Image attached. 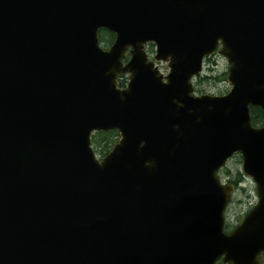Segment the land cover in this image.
<instances>
[{
  "label": "water",
  "instance_id": "obj_1",
  "mask_svg": "<svg viewBox=\"0 0 264 264\" xmlns=\"http://www.w3.org/2000/svg\"><path fill=\"white\" fill-rule=\"evenodd\" d=\"M218 50L231 90L194 95ZM252 107L264 0H0V264H261ZM110 131L100 159L92 136ZM236 154L258 202L228 233L235 187L218 174Z\"/></svg>",
  "mask_w": 264,
  "mask_h": 264
},
{
  "label": "rangeland",
  "instance_id": "obj_2",
  "mask_svg": "<svg viewBox=\"0 0 264 264\" xmlns=\"http://www.w3.org/2000/svg\"><path fill=\"white\" fill-rule=\"evenodd\" d=\"M148 52L150 56L153 57L154 49L149 47ZM159 68L163 73L169 71L166 63H159ZM228 68L227 60L217 53L212 59L205 63L202 76L208 75L217 77L220 74L227 73ZM215 80L216 79L209 78L207 81L202 80L203 82L201 83L197 80L195 83L196 95L209 94L219 96L229 92L231 85L227 81V76L226 81L218 83V81ZM238 173H242V158L236 155L228 161L226 168L220 172L219 176L224 183H232V181H237ZM257 202L258 193L256 184L249 178H243L242 181L236 185L233 199L226 211L227 225H229L230 228L239 225ZM261 261L262 264H264V254L261 257Z\"/></svg>",
  "mask_w": 264,
  "mask_h": 264
},
{
  "label": "trees",
  "instance_id": "obj_3",
  "mask_svg": "<svg viewBox=\"0 0 264 264\" xmlns=\"http://www.w3.org/2000/svg\"><path fill=\"white\" fill-rule=\"evenodd\" d=\"M100 37H101V42L105 45L111 43L114 40V35L107 31H102ZM150 47L153 49V45H151ZM226 76H227L226 73L220 74L217 77L204 75L199 77L198 82L201 83L211 78V79H216L215 81H218V83H220L222 81H226ZM120 82L122 86H124L126 81L123 79ZM251 114H252V122L254 126H261L264 123V114L259 107H252ZM118 138H119V134L116 131H111L107 133L98 132L93 135L92 141L96 152L99 155L104 156L113 148V146L118 141ZM243 178H245L243 174L238 173L237 181H232V183H234L236 186L242 181ZM226 228L228 229L229 225H227ZM218 264H223V263L219 262Z\"/></svg>",
  "mask_w": 264,
  "mask_h": 264
},
{
  "label": "flooded vegetation",
  "instance_id": "obj_4",
  "mask_svg": "<svg viewBox=\"0 0 264 264\" xmlns=\"http://www.w3.org/2000/svg\"><path fill=\"white\" fill-rule=\"evenodd\" d=\"M102 31H107V30H102ZM102 31H100V34H101V32ZM107 32H109V31H107ZM100 34H99V37H100ZM114 35V40H115V34H113ZM100 39H101V37H100ZM114 40L111 42V43H109V44H107V45H105V44H103L102 43V45L106 48V49H108L109 47H110V45L114 42ZM151 45H153V49H154V55H153V57H151L150 56V54H149V52H148V48L151 46ZM151 48V47H150ZM152 49V48H151ZM145 50H146V52L148 53V57H149V61H152V60H154V56H155V46H154V44L153 43H150V44H148L147 46H146V48H145ZM129 52H130V49H129V51H128V53H127V58H126V60H125V63L129 60V58H130V54H129ZM218 52H215V53H213V54H211V55H209L208 57H206L205 59H204V65H205V63L208 61V59H212V57L214 56V55H216ZM219 54V53H218ZM159 63H166V62H156V65L159 67ZM167 64V66H168V63H166ZM160 69V68H159ZM161 71V70H160ZM162 72V71H161ZM163 73V72H162ZM168 73V72H167ZM167 73H163L164 75H166ZM125 80V81H127V76H125V75H122L121 77H120V81L121 80ZM119 81V83H120V86L122 87V88H124L125 87V84H124V86H122V84H121V82Z\"/></svg>",
  "mask_w": 264,
  "mask_h": 264
}]
</instances>
